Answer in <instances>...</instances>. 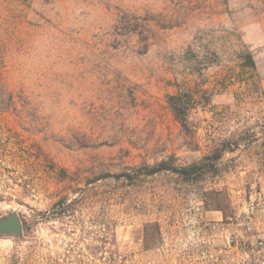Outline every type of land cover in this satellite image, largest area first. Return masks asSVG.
Wrapping results in <instances>:
<instances>
[{
  "label": "rangeland",
  "instance_id": "rangeland-1",
  "mask_svg": "<svg viewBox=\"0 0 264 264\" xmlns=\"http://www.w3.org/2000/svg\"><path fill=\"white\" fill-rule=\"evenodd\" d=\"M0 84V221L23 224L0 264H240L264 242V0H0ZM162 162L210 166L145 174Z\"/></svg>",
  "mask_w": 264,
  "mask_h": 264
},
{
  "label": "trees",
  "instance_id": "trees-1",
  "mask_svg": "<svg viewBox=\"0 0 264 264\" xmlns=\"http://www.w3.org/2000/svg\"><path fill=\"white\" fill-rule=\"evenodd\" d=\"M243 58L245 61L251 65L255 66L252 55L250 53H244ZM170 106L173 110L176 118L181 122L182 127L187 132H190L189 124H188V113L191 109V105L189 99L185 95H175L170 97ZM16 101L13 92L7 88L5 84H0V113L10 112L16 108ZM220 151L216 154L215 160H218L221 156ZM208 163H203L201 165H192L188 168L176 169L174 167L169 166L166 162H162L154 167H150L145 174L146 175H155L157 173L163 171H173L177 174L184 176L186 178H191L192 176L201 177L207 172H209ZM244 254L245 260L240 264H264V242L259 241L257 245L249 244L248 248H244L242 250ZM108 264H116V259L111 257L110 263Z\"/></svg>",
  "mask_w": 264,
  "mask_h": 264
},
{
  "label": "water",
  "instance_id": "water-1",
  "mask_svg": "<svg viewBox=\"0 0 264 264\" xmlns=\"http://www.w3.org/2000/svg\"><path fill=\"white\" fill-rule=\"evenodd\" d=\"M0 235L23 236L22 220L17 213H13L0 221Z\"/></svg>",
  "mask_w": 264,
  "mask_h": 264
}]
</instances>
